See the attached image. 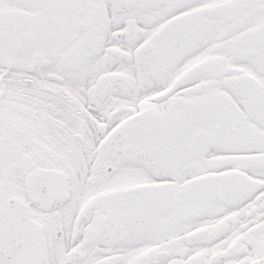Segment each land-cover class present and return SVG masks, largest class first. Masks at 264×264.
<instances>
[{
	"label": "snow or ice",
	"instance_id": "obj_1",
	"mask_svg": "<svg viewBox=\"0 0 264 264\" xmlns=\"http://www.w3.org/2000/svg\"><path fill=\"white\" fill-rule=\"evenodd\" d=\"M0 264H264V0H0Z\"/></svg>",
	"mask_w": 264,
	"mask_h": 264
}]
</instances>
